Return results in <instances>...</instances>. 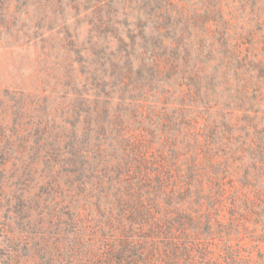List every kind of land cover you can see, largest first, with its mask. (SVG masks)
Segmentation results:
<instances>
[{
  "label": "rangeland",
  "instance_id": "1",
  "mask_svg": "<svg viewBox=\"0 0 264 264\" xmlns=\"http://www.w3.org/2000/svg\"><path fill=\"white\" fill-rule=\"evenodd\" d=\"M0 197L52 264H264V0H0Z\"/></svg>",
  "mask_w": 264,
  "mask_h": 264
},
{
  "label": "trees",
  "instance_id": "2",
  "mask_svg": "<svg viewBox=\"0 0 264 264\" xmlns=\"http://www.w3.org/2000/svg\"><path fill=\"white\" fill-rule=\"evenodd\" d=\"M2 198L0 197V202ZM22 231L9 238L0 234V244L6 249H0V264H52L53 259L39 238H28ZM104 264H114L115 255H108ZM144 264V263H143Z\"/></svg>",
  "mask_w": 264,
  "mask_h": 264
}]
</instances>
